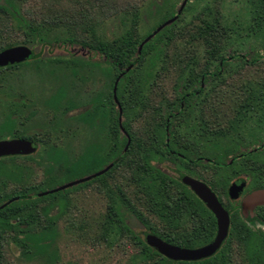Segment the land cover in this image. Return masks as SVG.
I'll use <instances>...</instances> for the list:
<instances>
[{"label": "trees", "instance_id": "1", "mask_svg": "<svg viewBox=\"0 0 264 264\" xmlns=\"http://www.w3.org/2000/svg\"><path fill=\"white\" fill-rule=\"evenodd\" d=\"M17 1L0 0V52L25 46L34 56L20 64L0 68V86L4 84L3 72L30 63H34L37 73L47 67H51L50 70H69L73 75L82 70L85 73L83 79L95 76L93 72L100 69L109 80L108 101L111 102L114 83L119 79L115 96L121 115L117 106L112 120L116 128L115 148L113 150L110 146L109 132L104 141L106 149L93 139L86 138L85 156L80 159L89 165L84 177L105 167L110 168L103 175L71 187L58 196L90 185L98 190L109 188L110 202L101 224L104 238L111 235L130 241L136 248L132 256L134 264H194L191 261L168 260L149 247L145 240L146 235H154L168 244L192 248L195 239L198 245H204L215 236L217 226L213 214L182 184L181 178L187 176L206 182L200 174H195L193 168L199 166L204 169L208 166L214 174L212 182L207 183L217 194L221 189L219 193L222 192L221 195L226 198L230 182H244L245 179L240 178L243 176L247 177V187L250 189L264 188V91H254L239 107L235 126L249 131L247 134L250 137L245 136L247 138L239 136L237 129L234 131L236 135H225L217 130L210 133L208 125L201 122L204 111L211 109L209 98L204 97L202 101L193 98V87L200 85L201 78L206 80L207 74H210L209 84L213 85L221 82L226 73L232 70L233 62H245L242 60L244 57L234 50L225 56L222 39L225 38L226 28L221 27L216 17L208 16L198 17L195 24L191 22L185 27L175 28L187 11L189 0L178 19L154 35L138 54L140 44L159 26L176 16V10L183 0H147L140 4L126 1L123 6L117 7L112 2L111 9L109 5H104L108 4V0H35L28 11L23 7V2L18 4ZM248 3L251 10L247 36L264 37V0H248ZM106 10L113 11L123 27L118 35L109 39L99 33L98 16L100 11L103 14ZM146 19H153L156 26L141 36L139 28ZM186 37L187 43L198 42L204 48L205 64L197 71L195 60L183 62L172 98L160 95L157 103L152 100L155 96L147 94L156 85V67L161 62L167 63L168 49L174 46L175 41ZM262 47L264 52V43ZM99 55L102 61L105 57L103 62L106 64L92 60ZM113 67L114 75L111 72ZM196 90L201 94L199 88ZM0 93V103L14 101V96H9V92ZM103 104V101L93 102L82 115L88 125H93L95 118L104 115ZM5 109L8 114L9 111L14 112L7 105ZM67 109H72V106L69 105ZM176 112L178 114L174 115ZM8 114L3 117L0 129L7 127L4 124L11 120ZM107 120L110 129L109 114ZM137 124H141L138 129L135 128ZM67 128L66 124L56 121L51 126V132L44 130L37 137L39 146L48 154L46 160L41 157L37 165L46 166L48 175L44 183L37 184L36 197L30 199L31 195L27 196L24 190L20 200L17 198L0 210V249L4 240L5 243L10 241L26 259L42 258L43 255L38 253L43 252V245L48 244L53 236L55 217L50 216L48 207L41 206V203L57 196L49 194L39 197V194L46 190L47 183L57 179L52 172L61 176L80 163L65 162L63 166L53 168V164L59 162L52 158L59 159L49 153L52 148L54 150L50 145L52 132L65 130L68 133ZM204 149L210 151L203 153ZM170 151L180 155L170 154ZM199 151L202 153L199 154ZM206 159L212 165L200 164ZM165 165L173 170L172 174L164 170ZM27 191L30 192L29 187ZM33 204H36L34 208ZM233 214H239V210L230 211L229 236L233 229L239 228ZM131 222L146 230L143 237L134 233ZM243 227L248 228L247 225ZM228 240L226 244H229ZM38 241L42 244H37ZM3 260L0 250V264Z\"/></svg>", "mask_w": 264, "mask_h": 264}, {"label": "rangeland", "instance_id": "2", "mask_svg": "<svg viewBox=\"0 0 264 264\" xmlns=\"http://www.w3.org/2000/svg\"><path fill=\"white\" fill-rule=\"evenodd\" d=\"M126 1L131 4H140L147 0H108V4L104 5H109V9H111L112 2L117 7L119 5L123 6ZM17 2L18 4L23 2V7L28 11L35 0H18ZM250 8L248 0H190L187 11L175 27L182 28L191 22L195 24L198 17H216L221 27H225L227 30L225 38L222 39L225 56L227 57L234 50L237 54L244 57L242 59L245 61L244 63L235 64L233 62L231 64L233 66L232 70L226 73L221 82L217 81L212 85V95L209 97L211 109L208 115V125H210L208 129L210 133L217 130L223 132L225 135H236L234 131L237 129L239 130L238 133H240L239 136L247 138L245 136H248L247 132L249 131L235 126L239 107L243 105V101L254 91H264V56L260 57L264 53L262 51L264 37L247 36ZM114 14L113 11L108 12L106 10L103 14L100 11L98 16L100 24L99 33L108 39L118 35L123 29L118 22L117 16L114 17ZM155 24L153 19H146L139 28V35H146L151 30V27L154 28L156 26ZM187 40L186 37L175 41L174 46H171L167 51V63L161 62L156 67V85L152 87V92L147 94L151 97L155 96L152 100L157 103L159 101L158 96L160 95L172 98L179 81L183 62L195 60V69L197 71L205 64L206 55L204 48L198 42L187 43ZM33 64L30 63L18 69L3 72L1 75L3 76L4 84L0 86V91L9 92L12 95L21 94L22 99L29 104L31 95L36 90L39 92L38 97L45 98L47 95L45 92L47 85L53 84L56 88V86L64 83L62 82V75L66 74L65 72L50 70L51 67H47L46 70L42 68L37 73L34 70ZM51 72L52 74L50 75ZM82 79L83 76L81 81L74 79L76 81L74 82V92L76 95L82 96L83 102H87L90 97L94 98L97 94L99 84L96 82V75L93 77L87 76V79H84V81ZM5 105V101L0 103V126L4 120L3 117L8 114ZM37 108L36 121L31 122L29 118L23 119L22 117V125L19 126L21 132L29 134L31 128H36L38 136H40L43 133L42 131H50L52 124L55 123V119H51V112H46L47 108L40 102V99H37ZM29 112L30 109H27L24 113L28 114ZM10 121L7 120V124H4L7 127L2 126L0 129L1 139L6 134H10L13 127H15L13 121ZM140 125L137 124L135 128H140ZM72 129V135L67 134L65 130L52 132L50 145L54 147V150L52 148L49 153L59 159L52 158L55 162H59V164L54 163L53 168H56L57 165L63 166L65 162L80 161V163L76 168L71 169V171L68 170L69 172L65 173L66 175L58 176L56 172H52V175L57 179L51 183H47L44 192L81 179L86 175L87 170H89V165L86 164V161L80 160L82 156H85L84 149L88 144V140L83 135H79L78 127ZM35 155L38 161H40L41 157L47 158L48 154L46 150L44 151L41 146H38L37 152L31 156L5 160L3 163L29 166L32 164L31 158ZM163 168L169 174H172L173 170L169 166L165 165ZM45 169L46 166L37 165L38 185L44 183L46 180L48 173ZM211 170H206L207 173L201 170L198 174L205 180H209L210 183L214 174ZM110 187L113 188L114 186L110 184ZM68 189L53 193L52 196L57 197L41 203V206L48 207L50 216L55 217L53 236L48 244L43 245V252L41 254L38 253V255H43L42 258L34 257L33 259H26L21 255V251L9 241L2 251L4 259L2 264H134L132 263V256L136 253V248L130 241L126 238L119 240L111 237V235L103 237L104 231L101 224L104 221L110 202L109 194L111 193L109 192V188L98 190L94 185H90L71 190L63 196H58ZM131 191H129L130 196ZM223 201L226 202L227 200L224 198ZM254 220H256L255 216ZM130 227L136 235L143 237L146 233L145 229H142L133 222H131ZM37 244H42V242L38 241Z\"/></svg>", "mask_w": 264, "mask_h": 264}, {"label": "flooded vegetation", "instance_id": "3", "mask_svg": "<svg viewBox=\"0 0 264 264\" xmlns=\"http://www.w3.org/2000/svg\"><path fill=\"white\" fill-rule=\"evenodd\" d=\"M189 1V0H188ZM181 3V2H180ZM187 4V3H186ZM70 56V55H68ZM100 56H95V59L92 58V60H96L99 64L103 63L106 64L105 62V57H103V61L100 60ZM66 74H63L62 82H64L62 85L53 86V84H49L46 87V97H38L39 92L36 90L35 93L33 92L31 95V100L29 101V104L27 101L23 100L21 97V94L18 95H13L14 96V101H8L6 102V105L9 106L11 109H14L13 113H10L9 111V116L10 119L13 120V123L15 127H13L12 131L10 134H6L3 140H25L29 142L35 143L36 150L35 152L29 154V155H24V156H7V157H2L0 158V162H3L5 160H10L12 158H26L27 156H31L37 152L38 149V142L37 137V129L36 128H31V131L29 134L25 132H21L19 126L22 125V117L23 119L29 118L31 122L36 121L37 118V99H40V102L45 105L47 108L46 112L50 113L51 119H55V122L63 123L68 126L67 134H71L73 132L74 127H78L79 129V135L89 139H93L96 143L98 142L100 146L103 149H106V144L104 141L107 139V134L108 132L110 133V146L114 150L115 144L113 143L114 137L116 135V128L114 126V123L112 122L113 117L116 115L117 111V100L115 101L114 99V94H113V89L111 92L112 95V101H108V95H109V89H108V83L109 80L107 77L102 73L100 69H96L93 73L96 75V82L99 84V88L97 91V94L94 96V98H89L87 102H83V98L81 95H76L74 92L75 89V80L78 79L81 81V76L84 75V71H79L77 75H73L71 71L66 70L63 71ZM112 74H116L114 67L112 68ZM52 72L50 73V75ZM71 77H70V76ZM54 76V75H53ZM69 76V77H67ZM210 74H207L208 79L201 78L200 80V85L194 86L193 87V98H200L201 101L205 98L210 97V92L212 85H210ZM75 79V80H74ZM95 79V78H94ZM77 80V82H79ZM84 81V79H82ZM204 80L206 83H204ZM51 82V81H50ZM53 82V78H52ZM77 86V85H76ZM199 88L201 94H199V91L196 89ZM7 96V95H6ZM5 96V98H6ZM11 96V94L9 95ZM8 96V97H9ZM33 96V97H32ZM188 96V95H186ZM23 101V102H22ZM95 101H103L104 104L102 105L103 108V114L101 117L99 116L98 118H95L93 120V125H88V123L85 122V117L82 115L85 113L86 110L90 109L93 102ZM5 105V106H6ZM29 105V107H28ZM71 105L72 109L68 110V106ZM182 108V105H181ZM30 109V112L28 114H25V110ZM210 110H205L203 118H201V122L206 123L208 125V115H209ZM73 113V114H72ZM110 115V129H108V120H107V115ZM178 113H174V115H177ZM24 115V116H23ZM114 121V120H113ZM168 122V121H167ZM90 124V123H89ZM208 125L207 127H209ZM72 135V134H71ZM257 144V143H256ZM206 151L208 153L210 150H203V153ZM199 154L202 153V151L198 152ZM170 154H177L172 151H170ZM32 164L29 166L26 165H21V164H0V210L6 207L7 205L11 204L14 200L17 198H21V193L22 191L25 190V193L27 192V196H30V199L33 197L37 196V193L35 192L36 187H37V156L35 155L33 158H31ZM203 166L206 164L212 165L211 162H209L207 159L205 161H201ZM208 166H205L203 169L202 167L196 166L193 168L195 174H198L201 170L207 173L206 170H209ZM212 175V174H211ZM193 178V177H191ZM245 179V187L243 188L242 192L239 194V197L235 200L231 199L229 197L228 191L229 187L231 184L236 183V180H233L230 182L229 187L227 188V198L224 195H221L219 193L221 189H219L218 194L212 190V188L209 186L207 182L209 180H199L196 179L205 185H207L211 191L215 194L217 200L223 207V209L228 213L229 216V225H230V211H235L236 209L239 210V214H233L234 219L238 222V227L237 229H233L231 231V235L229 236V229L227 232V235L222 242L221 246L219 249L210 257L207 258H202V259H197L191 261L194 264H264V205L263 206H258L254 209L253 215L248 216L245 218L242 213H241V203L243 198L258 190V189H250L249 186L247 187V177L243 176L240 177ZM243 182L239 181L236 184H239ZM29 187L30 192L28 193L27 188ZM249 188V189H248ZM264 189V188H260ZM33 194V195H32ZM26 198V196H25ZM226 199L227 201L224 202L223 199ZM199 200V199H198ZM201 202V201H200ZM202 203V202H201ZM203 204V203H202ZM36 204H33V208L35 207ZM204 205V204H203ZM205 206V205H204ZM31 209H33L30 206ZM18 211H20V208H16ZM207 209V208H206ZM35 212V211H34ZM259 212V213H257ZM15 215H17L15 213ZM8 218H11L10 214H7ZM254 216L256 220H254ZM11 221V220H10ZM17 221V220H16ZM245 223V224H244ZM247 225L248 228H244L243 226ZM3 234V232H2ZM216 235V233H215ZM215 237V236H214ZM212 238V240L214 239ZM229 238V240H228ZM212 240L209 242L205 243L204 245H198L197 239H195V246L192 248H186V249H199L201 247H204L205 245L209 244ZM229 241V244H226V241ZM249 242V243H247ZM5 240L3 241L1 251L4 250L5 245ZM184 248V247H181ZM213 258V259H212ZM208 259H211L209 261H206ZM174 262H181V261H174Z\"/></svg>", "mask_w": 264, "mask_h": 264}, {"label": "water", "instance_id": "4", "mask_svg": "<svg viewBox=\"0 0 264 264\" xmlns=\"http://www.w3.org/2000/svg\"><path fill=\"white\" fill-rule=\"evenodd\" d=\"M188 0H183L179 7L176 10V16L172 19L166 21L164 24L159 26L151 35H149L145 40L140 44L138 48V54L141 51L142 46L148 42L154 35L161 31L165 26L171 24L178 19V16L181 14ZM32 51L25 46H17L0 52V68L20 64L22 62L31 60L33 58ZM130 67L126 70L128 71ZM119 79L114 83L113 94L115 101V89L116 84ZM119 109V115H121V109L117 103ZM121 120V118H119ZM127 143L129 144V139L127 138ZM36 147L35 143L25 141V140H3L0 141V158L7 156H24L29 155L35 152ZM110 166L105 167L103 170L86 176L84 178L75 180L73 182L67 183L61 187L55 188L53 190L43 192L39 194V197L47 196L70 187L76 186L81 183H85L103 175L108 171ZM183 185L188 187L191 192L205 205V207L213 214L216 220V235L214 239L204 247L199 249H186L178 246L168 244L161 239L157 238L154 235H146V243L149 247L156 250L161 256L167 258L171 261H193L197 259L207 258L213 255L221 246L224 241L228 228H229V216L228 213L223 209L219 201L217 200L215 194L211 189L204 183L193 179L191 177L184 176L181 178ZM245 187V182L239 184L233 183L229 187V197L233 200L239 197V194L242 192ZM264 205V189H258L248 195H246L241 203V213L247 218L248 216L253 215V211L258 206Z\"/></svg>", "mask_w": 264, "mask_h": 264}]
</instances>
